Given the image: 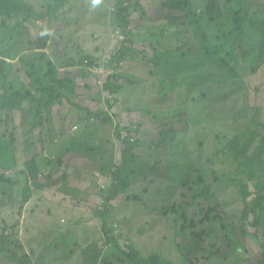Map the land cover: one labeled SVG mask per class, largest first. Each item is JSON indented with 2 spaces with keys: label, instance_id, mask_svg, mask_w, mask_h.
Listing matches in <instances>:
<instances>
[{
  "label": "rangeland",
  "instance_id": "rangeland-1",
  "mask_svg": "<svg viewBox=\"0 0 264 264\" xmlns=\"http://www.w3.org/2000/svg\"><path fill=\"white\" fill-rule=\"evenodd\" d=\"M31 1H34L38 5L40 13L42 14L46 13L48 7L54 4V0ZM59 1L60 0L56 1L57 6H59ZM141 1V9L135 7L129 13L131 22L130 30L140 42L137 44L135 51L130 55L122 57V59L119 60L120 62L113 63L116 69L111 66L112 62L110 61L113 57H117L120 47L123 48L120 44L123 42L124 38L117 37V28L114 26L115 22L113 24L117 12L115 0H97L95 7H93V0H61L60 2L65 5V14L68 13L69 17H65L63 13L64 9L60 8L58 10V20L46 19L40 23L32 20V24H25L22 17H14L12 19L5 17V19L0 20V28L3 31L0 35V53L3 52L4 45H7V51L10 54L11 60L17 67L22 58H29L31 60L30 66L32 70L34 71V68H37L35 71L36 74H38L41 79L45 78V82L49 89L54 88L55 79H61L63 77L73 79L76 85L74 94H67L66 100L61 101L53 108L51 116L46 122L45 128L50 133L52 145H49L50 142L47 139V135L43 137L46 139L45 146H48V152L52 154L53 158L55 155H60V160L63 162L62 165L58 166L59 173L56 172L58 176H65L66 181H63L67 182L71 187L79 185L80 191H75V198L72 195L65 196L64 194H58L54 191H46L43 201H39L41 194L38 193L27 206L22 221L16 228L13 226V218L17 215L19 216L18 210H16L12 219L8 220L6 224L3 223L0 216V229L8 232L7 236L11 241H17L16 243H19L18 241L25 242L26 250L14 248L21 255H24L26 252L29 253V249L37 247L35 244H33L32 247L30 243L31 238H43L44 228L48 225V219L50 221L53 220L52 217L47 216L46 213L48 210L56 213V217L60 220L62 225H66L69 219L77 220L76 226L78 234L79 236L84 235L85 239L89 236L92 224H99L101 222V218L96 214V209L101 211L104 208L99 207L103 205V202L98 201V197H96L97 195L95 192L97 191V187L101 183H103V185L110 183L109 186L111 187L113 183L114 185L119 184L115 183V180L107 179L109 176H104L103 171H100L101 166H105L111 170L112 167H115L114 165L117 162L120 163L121 161L118 158L121 155V151L118 152V147H120L121 150L124 149L122 145L124 142L122 141H119L118 144L113 141L110 143L107 142L108 138L106 136L111 135L110 133L113 128L112 123L113 125L120 124L122 128V125L131 128H135L139 125V129L145 126L146 129H149L150 134L141 133L138 135L139 138L136 137L137 139H134V141L139 140L143 145L151 146L153 139L161 135L162 131L165 136H168L169 127H165L161 122L172 123L175 118L185 115L183 117L185 122L182 125L175 124L180 130V134L178 136V143L172 145L171 152L170 148L167 147L164 155L161 154L160 149H155L156 152H160L156 154L153 153L154 155H152V159H154L155 162L169 159L174 165V168L169 169L168 172L174 178V182H172L174 186L186 175V173L193 169V166L188 163L190 160H187L191 158L187 157V159H184L185 155L190 151L193 153V156L197 158L199 156L197 148L201 146L202 152L211 153L212 155L209 158H213L216 154L222 152L224 147L240 132L248 130L249 128L252 130H259L257 125L252 126L255 114L251 115L252 118L246 117L249 111L245 105L246 98H242V95L234 85L236 84L245 88V82L249 83L252 89L250 103L252 105L264 106V102H260L256 98L257 92L254 90L256 87L260 86L263 88L262 95H264V63L260 62L258 59L263 38L262 31L253 28L250 24L247 25V30L250 33V35H248L250 39L249 49L251 51V56L248 60L243 59L242 56L240 57L233 51L206 16H203L204 18L199 16L200 12H205V9L199 0L195 1V12L201 19L202 25L210 39V41L207 42L210 52L207 53L203 46L205 44L201 43L204 36L202 31L197 27L198 22L195 13H192V24L194 25L195 23V26L194 29H191L195 32L198 39H193V36H191L190 39L181 38L176 28L173 29L171 26L167 25L170 24V21L167 20L169 14L160 2L154 0ZM258 1L260 2L259 6L249 3L248 0L244 3L251 15L260 19V16L256 14V10H258V8H264L262 5V3L264 4V0ZM43 5L44 7L42 8ZM134 5L135 4H132V6ZM70 9H73L74 13H72ZM63 18H67V25L60 31L58 26L63 24ZM93 33L95 36H92ZM45 34H52V38L48 40L49 49L46 52L47 58L42 60L40 59V53L42 52L36 50L37 47L35 42H37L39 35ZM180 41L187 42L190 46L193 45L196 51L202 50V53L212 55V64H215V68L208 67V72L206 74L202 73L201 76H198V80H195L191 85L192 88L190 87V93H186V97L183 101H189L192 95L196 94L193 93L194 91H197L198 96H200L210 87L212 91L209 92L211 93V98L213 97V93H218L219 91H223L224 96H229L231 98L223 103L220 101L212 102L216 107L224 104L225 111H220L218 108L217 110L215 108L208 110L206 103L201 99H197L194 104L183 103L180 105L183 107L179 109L178 107L174 109V107L170 105H168V107L165 106L166 108L164 109H160L157 108L161 106L158 104H152L150 109L145 111L141 108L139 109L142 103L137 101V98L140 97L137 87L134 83L132 84V82L130 83L131 86H128L125 80L129 78L137 82H146L148 87V81H146L149 80L147 70L144 65L142 66L139 63L141 60H146L149 55L150 57H154L156 54L158 57L163 58L165 56L164 51H168L167 47H171L174 51V73H172V75L178 72L180 74L181 72L177 64L183 63V65H186V59L190 58L188 56L191 54L187 52L184 55L183 43L179 44ZM152 43L155 44L154 47H159V50L156 51L155 54L153 49L149 47ZM160 43L167 49L163 48ZM125 47H127V45ZM36 53H38L37 58ZM89 55L94 56L96 59L98 58L97 64L101 65L93 70L83 67L80 59L83 57L85 59ZM180 56L187 58L182 59ZM215 56H217L216 61L214 60ZM217 60L220 61L218 62ZM49 63L55 66L49 65ZM200 63L201 59L192 58L190 62H188L189 70L195 72V69ZM226 63H232V68H236L238 73L233 72L231 69H227L226 73L220 70V66ZM56 68L55 74L57 77L52 78L55 74L50 76V72L52 71L53 73V70ZM17 69L18 68H14L10 65L9 75L3 79V83L10 93L23 91L21 86H25L26 83V85L29 86L34 83V81L39 82L37 78L28 79L25 70H23L24 73L20 74ZM83 72L85 75H82ZM115 73L123 76L121 81L117 82L119 87L122 88L120 90L122 92H120L119 95H115L118 100H115V96L112 95V97L111 94H105L102 91L107 78ZM196 75H198L197 72ZM166 76L167 74H165V78ZM47 77L49 78L47 79ZM176 87L177 84L174 78L173 91L179 94L175 91ZM164 89H167L166 85ZM208 101L209 99L206 101L207 104ZM77 105H79L80 108L77 107ZM88 109L93 110L94 113L101 109L105 111L109 110L112 112L111 114L117 115V118H121H118L115 122L109 123L106 126H99L97 121L89 116ZM191 115L192 118H190ZM206 117H211V121H208ZM263 117L264 112L262 114V118ZM198 122L212 128L216 138H218L214 140L212 145L209 140L207 142L204 141L202 127L199 128L196 125ZM193 129L196 131H193ZM10 132H13L15 135L17 130H8L6 133L1 125L0 147L2 148V153L0 152V164L3 167L11 169L13 172L17 171V173H13V177L16 175L19 180L22 181L28 173L25 164L29 161L31 156L36 155V151L33 150L30 155L26 156L23 151V146L26 143V137L27 139H30V137H25L23 133L22 135L19 133V142L14 144L12 141L13 137L9 134ZM189 132L192 133L187 134ZM63 133L73 134L65 136L62 135ZM196 133L199 134L198 139L195 142H189L192 139H196ZM73 142L85 143L89 145L91 149L94 148L97 152H84L89 149H83L80 153H83L85 156L81 157L80 153H75L78 151L76 147H72V145H74ZM70 148L72 150L69 153ZM169 152L171 155L166 158ZM104 157L107 158L106 161ZM135 165L136 171L134 176L138 183L141 182L137 184L136 187L142 186L141 184H143L144 191L145 178L148 183L156 179V174H152L148 169L146 172L147 176H145V169L142 165L148 168L149 166L144 162L137 160ZM201 165L205 168L211 182H216L215 174L221 178V182L217 183V189L220 191L221 200L227 212L239 215L238 217L241 219L245 211V203L239 195V190L232 183L233 181L225 177L222 166L210 159L207 160V163H202ZM262 166L264 167V162ZM262 176H264V173ZM103 179L108 182H101ZM90 183L93 184V189L88 188L91 185ZM167 186L169 185L167 184L164 188H167ZM17 187L21 188L20 195H22V189L25 185L19 183ZM156 188L157 187L153 186L152 190ZM175 189L177 190V186L176 188L174 187V191L163 190L160 196L159 194L153 193L152 198H150L151 194L150 196L146 195L145 200H148V207H144L141 201L130 200L129 195H131L132 192L125 195V197L119 196L117 199L115 198L113 200V205L111 204L112 215L110 217V224L118 231V234H121L122 231L124 232V236L120 237V244L123 251H128V246L133 245L135 251H138L143 258L150 259L154 254L159 256L163 255L174 264H189L175 245L172 244L174 240L172 226L170 223H167L165 215L166 212L169 211L170 198L173 193H175ZM136 190L138 189L136 188ZM141 195L143 196V194ZM88 201H90L89 204L87 203ZM39 202H42L47 208L45 212L44 207H38ZM79 202H81V204ZM59 206H61L62 209ZM63 209L67 210V217L64 212H60V210ZM22 212L23 209L21 210V213ZM118 220L121 221L122 225H119L117 222ZM253 220L254 218H252V221ZM252 221L247 224L245 231L239 228V235L242 236L243 243L240 242V239H238V242L249 251V253H247L248 256H252L251 254L255 255L253 261H256L264 253V232H259L256 237V230L252 226ZM111 230L113 229L111 228ZM25 233H28L26 237ZM247 235H254V238L252 239ZM52 240L53 239H51V242H53ZM183 240V237L182 240L178 238L176 244H179L181 241L183 243ZM59 246L62 248V244ZM61 248L57 249L59 250ZM18 256L19 257L15 261H5L2 259L1 264H19L22 256ZM242 256H246V254L243 253ZM105 258L108 260L106 264H132V258L129 256H122L118 250H114ZM103 263L105 264V261Z\"/></svg>",
  "mask_w": 264,
  "mask_h": 264
},
{
  "label": "trees",
  "instance_id": "trees-1",
  "mask_svg": "<svg viewBox=\"0 0 264 264\" xmlns=\"http://www.w3.org/2000/svg\"><path fill=\"white\" fill-rule=\"evenodd\" d=\"M57 0H54V4L48 7L46 13H40L38 5L34 1H22V0H0V20L6 18L22 17L25 24H32V20L40 23L46 19L48 20H58V10L60 8L64 9L63 13L65 17H69L66 13L65 5L59 1V6L56 4ZM117 4V12L115 14V25L117 30H121L124 36L123 42H121L120 49L118 50L117 57H113L110 61L112 62V67L116 69L113 63L120 62L122 57L130 55L137 44L140 42L138 38L133 35L130 30L131 22L129 19V13L133 8H140L142 5L141 0H115ZM156 2H162L163 8L168 12L167 20L170 21L171 28H176L179 32L181 38H191L198 39L192 24L193 17L192 13H195V1L198 0H154ZM205 9V12H200L199 16L204 18L206 16L210 23L218 30L222 38L229 44L235 53H237L243 59H249L251 56V51L249 49V35L247 30V25L250 24L253 28L261 30L263 33V38L260 46V54L258 59L260 62L264 63V8H258L256 14L260 16L257 19L255 16L251 15L250 11L245 6L246 0H199ZM135 4L132 6V4ZM249 3L253 5H260L258 0H248ZM264 6V4L262 3ZM44 5L42 6V8ZM74 13L73 9H70ZM197 27L202 31L203 38L201 43L205 45V51L210 52L209 45L207 42L210 41L208 34L206 33L201 19L196 14ZM35 22V23H36ZM36 25L39 27V25ZM67 25V18H63V24L58 26L60 31L63 30ZM70 25V23H69ZM71 26V25H70ZM26 27V26H25ZM192 28V29H191ZM0 28V35L2 34ZM249 34V35H248ZM95 36L93 33L92 36ZM184 35V36H183ZM139 37V36H138ZM52 38V34L39 35L37 42H35L36 50L40 53V59L44 60L46 57V52L49 49L48 40ZM191 39V40H193ZM174 43V42H172ZM183 43V44H182ZM200 45L202 46V44ZM176 44V43H175ZM184 55L188 52L191 53L190 58L186 59V65L183 63L177 64L179 72L174 73V69L169 72V84L165 83V71H163L161 79L157 80L158 76L161 74L160 63L162 57H158L155 53L159 50V47H154L155 44L149 45L153 49L154 57L147 56L146 60H141L139 64L147 70L149 80L148 87L146 82H137L132 79L127 78L125 80L128 86L134 85L140 94L137 98L141 104L143 111L150 109L152 104L161 105L160 109L168 107V105L178 109L183 103L194 104L197 99H201L206 103L208 110L215 108L220 111H225L224 104L219 107L213 105V101L227 102L231 99L229 96H224L223 91L218 93H213L211 98L210 87L205 90L200 96L198 92L192 95L189 101H183L186 97V93H190V87L195 80H198V76L202 73L206 74L208 72V67L215 68V64H212V55H207L202 53V50H197L189 43L181 42ZM127 45V47H125ZM159 45V44H158ZM163 48H166L160 43ZM168 48V49H167ZM168 51H164L165 54L174 53L171 47H167ZM8 50V46L4 45L3 52L0 53V127L3 126V130L7 133L8 130H17L14 133L9 134L13 137V143L17 144L18 134L23 133L27 139L23 146V151L26 156L30 155L33 150L36 151V155L31 156L29 161L26 162V177L20 181L18 176L13 177V172L7 167H3L0 164V216L3 223L6 224L8 220L12 219V215L16 213V210H22L27 208V206L33 201L38 193L41 194L39 201H43L44 194L46 191H54L58 194H64L75 196V191L79 190V185L76 187H71L67 184L64 177L58 176V166L62 165L63 162L60 160V155H55L53 158L52 154L48 151V146H45L46 139L43 137L47 135V139L52 145L51 136L49 131L45 128L46 122L51 116L53 108L57 106L61 101L66 100L67 94H74L76 85L75 81L69 77H63L61 79H55L54 88L49 89L45 82V78L41 79L38 74H36L37 68L32 70L30 66L29 58H22L20 64L17 67L14 62H12ZM36 51V52H37ZM122 53V55H121ZM163 53V54H164ZM67 54V53H65ZM183 54V53H182ZM38 53H36V58ZM49 56V55H48ZM192 58L201 59L200 65L195 69V72L189 70L188 62ZM217 56L214 57L216 61ZM218 62L220 60H217ZM83 67L90 68L93 70L101 64L98 63V58L89 55L85 59L84 57L80 59ZM23 64V65H21ZM18 68L19 73H25L28 79L37 78L31 85L21 86L23 91L10 93L3 83V79L9 75V66ZM22 69H21V67ZM53 66V64L49 63ZM146 65V66H145ZM55 66V65H54ZM53 66V67H54ZM264 66V64H263ZM156 67V68H155ZM227 69H231L233 72L238 73L236 68H232V63H226L220 66V70L226 73ZM56 70L50 72V76L56 73ZM202 70V71H200ZM145 71V70H144ZM200 71V72H198ZM146 72V71H145ZM196 72L198 75H196ZM82 75H85L84 72ZM56 74L52 78H56ZM49 77H47L48 79ZM123 76L118 73L112 74L107 78L102 91L105 94H111L115 96L119 95L122 88L119 87L117 82H120ZM174 78L177 84L176 94L174 90ZM165 85L167 89L165 90ZM246 87L242 88L239 85H234L235 88L245 99V105L249 110L246 117L252 118L251 115L255 114L252 126L257 125L259 130H244L240 132L231 142H229L222 152L216 154L215 157L209 158L212 154L207 152H202L201 146L197 148L199 156L195 158L193 153L190 151L184 157V159L190 160L188 163L193 166V169L186 173L182 179L174 186V178L168 173L169 169L174 168V165L169 159L160 160L155 162L152 159L153 153H157L158 149L161 150V154H165L167 147L171 148L173 144L178 143V136L180 130L175 126V124L182 125L185 119L182 117L175 118L172 123L161 122L165 127H169L168 136L161 132V135L157 136V140L153 139L151 146L143 145L137 139L138 135L141 133L150 134L149 129L145 126L139 129V125L135 128L128 127V137L123 138V129L120 124L113 125L112 122L117 120V115L111 114L109 110L105 111L103 109L97 111L88 109V114L90 117L97 121L99 126H106L112 123L111 135H107V142H116V140L124 142L122 149V157L120 163L117 162L115 167L111 170L105 166H101V170L105 175H112L113 180L118 181V185L114 183L112 187L102 186L97 187L95 194L100 199H104L102 207L104 209L97 210L96 214L101 218L99 224H92V229L90 230L89 236L85 239V236H79L77 231V220L69 219L66 225H62L60 220L57 219L56 213L48 210L47 216L52 217L53 220L48 219V225L44 228V236L42 239L31 238L30 243L33 247L35 244L37 247L29 249V253L21 255L16 249L26 250V244L23 241H11L7 236L8 232L0 229V264L2 259L5 261L11 260L15 261L20 255L22 258L19 264H105L107 255L111 254L114 250H118L122 256H129L132 258V264H174L173 262L167 260L163 255H155L150 259L143 258L138 251H135L133 245L128 246V251H123L120 244V237L124 236V232L118 234V231L110 224V217L112 215L111 204L113 205V200L119 196L129 195L130 200L141 201L143 206L148 207L149 203L146 199V195L152 194L161 195V191L168 190L174 191L170 198L169 211L166 212L167 223L172 226V234L174 235L173 245L179 250L180 254L186 258L189 264H264V253L258 258V260L253 261L255 258L254 254L248 256L249 251L246 247L241 244L242 236L239 235L241 228L243 231L246 230L247 224L251 222L256 230L255 236L257 237L259 232H264V167L262 163L264 162V117L262 114L264 112V106L252 105L250 103L252 89L249 83L245 82ZM26 89V90H25ZM257 92L256 98L260 102H264V95H262L263 88L256 87L254 89ZM104 94V95H105ZM115 100L117 96L114 97ZM208 104H207V100ZM250 99V100H249ZM186 105V104H184ZM166 106V107H165ZM79 107V105H77ZM144 107V108H143ZM80 108V107H79ZM187 110V109H186ZM186 114V113H185ZM187 115V114H186ZM119 116V115H118ZM192 117V115H191ZM116 118V119H115ZM110 126V125H109ZM159 126V125H156ZM164 129V128H163ZM182 129V128H181ZM193 131H196L193 129ZM192 131V132H193ZM189 132L187 134H191ZM73 133H63L62 135L68 136ZM75 135V134H74ZM198 133H196V139L190 140L189 142H195L198 139ZM64 136V137H65ZM139 138V137H138ZM73 148H77L80 153L83 149L84 152H97L94 148L85 143L73 142ZM211 145L214 143V139H210ZM99 144V143H98ZM181 145V143H180ZM179 145V146H180ZM197 145V144H196ZM186 147V143H185ZM156 149V150H155ZM71 148L69 153L71 152ZM0 152L2 153V148L0 147ZM169 154L166 158L171 155ZM214 152V151H213ZM81 157L85 156L80 153ZM144 155V157H143ZM79 156V154H78ZM192 156V157H191ZM143 157V158H141ZM215 161L222 166L224 170L225 177L231 181L239 190V195L242 201L245 203V211L243 212V217L239 219V215L227 212L224 203L220 197V191L217 189V183L221 182V178L216 176V182H211L210 177L207 174L205 168L201 165L202 163H207V160ZM106 161L107 158L104 157ZM144 162L149 166L142 167L146 172H152L156 174V179L147 183V179L144 181V191L142 186L136 187L137 184L141 183L136 180L134 173L136 171V161ZM52 171V172H51ZM58 172V173H56ZM28 180V181H27ZM64 180V181H63ZM19 183L25 185L22 189V195H20L21 188L17 187ZM167 188H164L166 185ZM157 187L155 190L152 188ZM172 186V187H171ZM136 188L138 190H136ZM90 189H93L90 188ZM99 190V191H98ZM143 194V196L141 195ZM81 204V202H79ZM88 204L90 201L87 202ZM38 207H44V212L47 210L42 202L38 203ZM61 209L62 207L59 206ZM26 210L19 214L17 218H13L14 228L18 227L21 223L20 219L24 216ZM33 212V211H32ZM60 212H64L66 217L68 216L67 210L63 209ZM121 223L120 220L117 221ZM13 227L11 225H8ZM6 227V226H5ZM111 228L114 230H111ZM28 233H25V237ZM250 236V235H247ZM182 237L184 238L179 244H176V240ZM254 238V235L250 236ZM51 239H53L51 242ZM240 239V242H238ZM62 244V248L59 246ZM61 248V249H57ZM245 253L246 256H242ZM18 254V255H17ZM224 257V258H223ZM244 257V258H242Z\"/></svg>",
  "mask_w": 264,
  "mask_h": 264
},
{
  "label": "clouds",
  "instance_id": "clouds-1",
  "mask_svg": "<svg viewBox=\"0 0 264 264\" xmlns=\"http://www.w3.org/2000/svg\"><path fill=\"white\" fill-rule=\"evenodd\" d=\"M96 4H97V0H93V7H95L96 6ZM190 118H192V117H190ZM206 119L208 120V121H211V117H206ZM233 120V119H232ZM199 128L200 127H202V133H203V139H204V141L205 142H207L208 140L210 141V139H218V138H216V136H215V133L212 131V128L210 127V126H207V125H205V124H202L201 122H198L197 124H196ZM107 179H112L113 180V176L112 175H110ZM94 180V179H93ZM101 182H108L107 180H101ZM115 183H118V181L117 180H115L114 181ZM103 185V183H101L100 185H98V187L99 186H102ZM104 185H106V187H111V186H109L110 185V183H106V184H104ZM93 186H89L88 188H92ZM99 201H102L103 203H104V199L102 200V199H100ZM26 210V208L25 209H23V212ZM18 213L20 214L21 213V210H19L18 211ZM18 216V215H17ZM17 216L15 217V218H17ZM20 221H22V219H20ZM119 225H122L121 223H119ZM120 227V226H119Z\"/></svg>",
  "mask_w": 264,
  "mask_h": 264
},
{
  "label": "crops",
  "instance_id": "crops-1",
  "mask_svg": "<svg viewBox=\"0 0 264 264\" xmlns=\"http://www.w3.org/2000/svg\"><path fill=\"white\" fill-rule=\"evenodd\" d=\"M160 4L163 6V3L160 2ZM164 7V6H163ZM165 56L161 59V63H160V68H161V74L158 76L157 80L161 79L162 73L163 71L166 70L165 74H167L166 78H164L165 83L169 84V72L174 69V53H169V54H164ZM156 68V67H155ZM116 143L118 144L119 142L116 140ZM119 146V145H118ZM121 151V155L118 157H122V150L120 149V147H118V152ZM117 164V163H116ZM13 216V215H12Z\"/></svg>",
  "mask_w": 264,
  "mask_h": 264
},
{
  "label": "built area",
  "instance_id": "built-area-1",
  "mask_svg": "<svg viewBox=\"0 0 264 264\" xmlns=\"http://www.w3.org/2000/svg\"><path fill=\"white\" fill-rule=\"evenodd\" d=\"M116 35H117L118 38H124L122 31L119 30V29L116 30ZM122 126H123V128H122L123 129L122 136L125 139V138H127L128 134H129L128 127H126L125 125H122ZM90 184H91V186H93L92 183H90ZM102 188L105 189L106 188V185H102Z\"/></svg>",
  "mask_w": 264,
  "mask_h": 264
}]
</instances>
